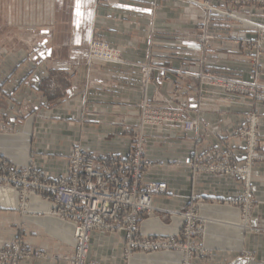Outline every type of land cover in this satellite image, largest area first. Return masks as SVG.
<instances>
[{"label": "crops", "instance_id": "1", "mask_svg": "<svg viewBox=\"0 0 264 264\" xmlns=\"http://www.w3.org/2000/svg\"><path fill=\"white\" fill-rule=\"evenodd\" d=\"M35 9V26L11 29L7 44L0 43L5 52L0 63L4 95L0 162L8 157L23 165L33 157L37 168L61 177L68 172L67 156L74 145L96 154H127L131 139L124 130L137 125L145 98L165 106L184 103L200 121V138L178 123L147 128L146 156L154 165L144 183L164 182L167 190L155 194L158 210L141 217V231L156 236L175 232L182 220L168 214L187 209L196 197L205 202L200 209L207 220L204 244L212 254L204 264H264V234L246 231L237 223L238 210L233 206L207 203L240 194L242 182L210 173L194 178L188 166L189 159L202 156L207 147L225 150L228 143L234 148V159L244 160L240 141L227 135L255 108L260 112L259 145L264 151V103L202 86L195 75L204 69L202 8L191 0H47L46 6ZM249 13L255 24L213 22L208 71L251 79L255 50L241 41L257 38L258 26L264 28V10L253 8ZM92 36L120 50L122 60L89 59ZM261 44L264 82V41ZM143 64L149 65L147 73L141 70ZM207 128L209 136L204 135ZM253 176L252 224L264 226V162L257 163ZM19 204L17 191L0 186V246L11 244L22 229L29 250L70 251L72 224L48 214L22 218L16 211ZM29 205L32 213L50 207L37 196ZM123 250V234L94 231L89 261L127 264ZM180 258L177 252L136 253L129 264H179ZM20 264L64 263L32 257Z\"/></svg>", "mask_w": 264, "mask_h": 264}, {"label": "built area", "instance_id": "2", "mask_svg": "<svg viewBox=\"0 0 264 264\" xmlns=\"http://www.w3.org/2000/svg\"><path fill=\"white\" fill-rule=\"evenodd\" d=\"M224 1L242 5L250 3L251 0ZM206 2L211 16L223 9L213 4L212 0ZM89 56L91 60H122L120 50L96 36L91 38ZM148 70V67H143V71ZM229 87L233 88L230 85ZM161 113H152V121L148 122L163 123L165 118H159ZM165 115H168L166 119H169L170 112ZM179 120L183 121L180 118ZM185 124L187 129L198 128L196 120H186ZM229 148H209L202 156L191 157L189 165L195 172L205 169L216 173L237 171L240 178L244 179L245 170L236 163L233 150ZM252 157L264 158V153H250L248 157L245 155L249 164ZM67 158L68 172L57 178L39 170L33 157L23 165L10 160L0 162V186L17 191L22 206H29L31 198L37 196L50 204L51 213L61 221L73 225V251L60 259H64L67 264H89L87 257L91 236L97 231L124 234L128 241L125 250L128 259L138 251L151 254L180 248L184 253L182 264H196L191 261L194 246L189 245L188 239L202 234L199 226V221L202 220L193 212V208L182 213L184 225L180 228L181 231L172 236H148L141 231V217L158 210L154 205L155 194L167 190L164 182L144 183V176L154 165L146 156L144 135L132 137L131 149L127 154H96L89 148L77 145L70 150ZM182 236L185 241L181 239ZM197 249V256L208 260V249L203 246H198L195 250ZM32 257L45 255L40 251L26 249L21 241L0 246V264H20L21 261Z\"/></svg>", "mask_w": 264, "mask_h": 264}, {"label": "rangeland", "instance_id": "3", "mask_svg": "<svg viewBox=\"0 0 264 264\" xmlns=\"http://www.w3.org/2000/svg\"><path fill=\"white\" fill-rule=\"evenodd\" d=\"M191 1L198 4L202 8L203 15H204L202 23L200 24V28H201L200 29L201 30L200 42L203 46L202 47L203 49L202 50L203 51L202 61L204 62V69L200 73L195 74L196 77L200 80V84H202V86L209 85V86H213L216 88H221L225 92L233 94L237 97H250L255 101H261L264 103V82L261 80V74L263 72V66L261 64V56H262L261 55L262 54V44L261 43L264 41L263 26H258V36L256 39L244 38L241 41V44H243L247 48H252L255 50V54L251 58L252 73H251L250 80H245L237 76L220 75L216 72L208 71L206 69L210 61L209 53L211 52V48H212V40L215 38V35L212 33V30H211V26L213 22L222 21L224 23L238 22V23H252V24L254 23L255 24V22L251 18H249L250 17L249 10L253 8L264 10V1L260 2L261 0H251L250 3L238 5L231 1L212 0L213 4L223 8L221 12H216L215 15H212V16L210 15V12L206 8V4H207L206 1L208 0H191ZM46 4H47V0H0V43L7 44V32H10L11 29H13L12 31L14 32V31H19L21 27H26V26L30 27L31 25L35 26V13L32 10H36L35 8H41L43 6H46ZM27 7L29 8V10L27 9ZM47 15L48 14L44 13L45 17ZM90 42H91V39H90ZM89 53H90V43H89ZM4 56H5V52L2 50L0 46V63ZM89 59H90V56H89ZM143 67L149 68V65L143 64L141 66L142 71H143ZM144 73H147V72L144 71ZM229 85L233 86V88L232 87L230 88ZM3 97H4L3 92L0 89V99ZM154 112H160V113L162 112L159 118H162V117L165 118L163 123L161 124L153 123L152 124L148 122V121H152L150 117L153 116L152 113ZM168 112H170V117L169 119H166L168 118V115H165V114ZM179 118L182 119L183 121H180ZM186 120H196L198 123V128L197 129H187L186 124H185ZM166 123H178L185 130H195L197 132L196 133L197 136L200 138V130H201L200 121L198 120V118L193 117L189 114V111L184 103H178L177 105H174V106H165L162 104L149 102L146 98L142 100V102L140 103V113L137 117V125L134 127L125 128L124 135L130 139H132L133 136L144 135L145 138L147 139V128L149 126L163 125ZM260 125H261L260 112L257 108H255L248 114L247 119L243 124L235 127L230 132H228L227 139L239 140L241 145L244 148V151L247 157H248V154L250 153L251 154L264 153V151L261 149L259 145ZM7 131H9L8 127H7ZM3 132H4V126L0 125V133H3ZM210 134H211V130L207 128L204 131V135L209 136ZM74 146H77V145H74ZM226 146L230 147L229 149L234 150L231 143L226 144ZM209 148L213 149L215 147H207L205 151L208 150ZM8 160L12 161L11 158L7 157V161ZM250 161L252 162H250L249 164V159L246 160L244 158V160L242 161L236 160V163L239 164V166H242L241 169L245 170L244 179L240 178V174L237 171H234L233 173H216V172L206 171L205 169L202 171L198 170L195 172L194 168H192L189 165V162H188V166L192 170V174L194 178L198 174H201V173H210V174H218V175H231L237 178L238 180H240L243 185V190L240 194L233 196L229 200H225V201L224 200H221V201L210 200L207 203L209 204L218 203L221 205L223 204V205L233 206L234 208L238 210L239 221H236L237 223L243 225L246 231H249L252 233H263L264 234V226H255L252 224L253 213H254L255 206H256V202L254 198L255 185H254V179H253L254 177L253 171L257 163L264 162V158L252 157V160ZM18 198H19V195H18ZM204 203L205 202L203 201H201L200 203L199 199H196L195 197L193 198L192 202L190 203L187 209L181 210L178 212H170V214H168L172 216H178L179 218H181L182 221L178 229L175 232L166 235L167 237L172 236L175 233L181 231L180 228L182 227V225H184V220H183V217L181 216L182 213H185L188 210L193 208V212L197 214L198 217L201 218L200 220L202 221H199V226L202 230V234L198 237H193L191 239H188V242L190 243L189 245H192V247L194 246L192 250L193 255L191 257V261L196 264H204L205 262H208V260L211 259V256H212V254L208 251L210 253L209 257L207 258L208 260H202V258L197 256V252H199V250L198 249L195 250L196 247L198 246L205 247L204 240L206 237L207 220L203 218L200 214L201 205ZM17 208L18 209H16V211L20 213L22 218L31 217L35 215L48 214L60 220L56 215L51 213L50 210L32 213V210H30V205L27 207H24L22 206L21 203L18 205ZM48 209H50V207H48ZM154 212H150L148 214H151ZM148 214H145L143 216H146ZM123 236H124L123 256L127 264H129L134 254L130 257V259L127 258V253L125 250L127 248L126 246H127L128 241L124 234ZM159 237H164V236H159ZM181 239L185 241V238L183 236L181 237ZM16 241H21L22 246L28 249L25 244L24 231L22 229L19 231L18 236L13 242H16ZM72 251H73V244H71L69 252L49 253V252L44 251L43 253L45 255V258L52 257L53 259L62 261L64 264H67V262L64 259H60V258H62L63 256H67L68 254H71ZM163 252L179 253L181 256L179 264H182V261L184 259V253L181 251L180 248L172 249L170 251H163ZM136 253H142V252L138 251ZM157 253H160V252L144 254V255L151 256ZM248 255H252V254H248ZM87 262L90 264L96 261H89V254H88ZM229 264H232V263L230 262Z\"/></svg>", "mask_w": 264, "mask_h": 264}, {"label": "bare ground", "instance_id": "4", "mask_svg": "<svg viewBox=\"0 0 264 264\" xmlns=\"http://www.w3.org/2000/svg\"><path fill=\"white\" fill-rule=\"evenodd\" d=\"M47 210H50V209H47ZM63 222V221H62ZM64 223H66V222H64ZM67 224H69V223H67Z\"/></svg>", "mask_w": 264, "mask_h": 264}]
</instances>
